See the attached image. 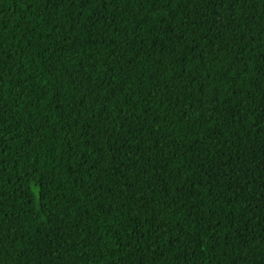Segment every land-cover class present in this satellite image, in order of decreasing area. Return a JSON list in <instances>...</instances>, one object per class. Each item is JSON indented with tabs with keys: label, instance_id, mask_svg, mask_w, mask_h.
<instances>
[{
	"label": "trees",
	"instance_id": "obj_1",
	"mask_svg": "<svg viewBox=\"0 0 264 264\" xmlns=\"http://www.w3.org/2000/svg\"><path fill=\"white\" fill-rule=\"evenodd\" d=\"M0 264H264V0H0Z\"/></svg>",
	"mask_w": 264,
	"mask_h": 264
}]
</instances>
